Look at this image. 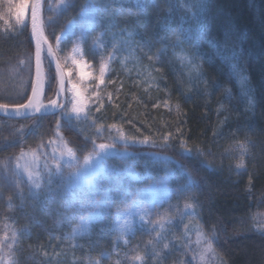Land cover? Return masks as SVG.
Returning <instances> with one entry per match:
<instances>
[{
    "label": "trees",
    "instance_id": "trees-1",
    "mask_svg": "<svg viewBox=\"0 0 264 264\" xmlns=\"http://www.w3.org/2000/svg\"><path fill=\"white\" fill-rule=\"evenodd\" d=\"M143 2L146 18L140 21L142 30L147 29L154 40L158 36L160 43L164 40L169 47L157 58L156 52L161 47L135 51L137 65L125 66L120 71L122 81L113 88L117 95L109 104L111 117L169 136L168 144L162 147L134 149L157 150L180 164L171 179L175 193L187 176L194 180L195 186L189 187L187 194L200 209L199 231L212 240L213 258L221 264H264V228L258 227L264 220V0H204L207 7L202 13H195L194 18L187 16L188 21L184 18L181 22L176 0ZM66 3L69 6L61 11L56 8L57 0L42 1L43 35L52 46L55 37L81 11L85 0ZM189 31L192 38L185 40ZM91 42L92 37L86 45V57L98 65L108 51L91 55ZM1 50L0 103L20 104L29 96L34 74L30 26L15 39L13 48ZM233 54L243 70L246 85L232 72L227 57ZM42 68L43 101L49 102L55 98L57 73L45 54ZM117 71L118 64L114 65L110 78ZM15 77L23 81L22 89L16 87L21 97H4V84L10 91ZM64 114L63 108L21 119L0 115V235L9 221L24 231L17 247L16 264H41L40 254L52 245L56 233L63 248L73 255L84 248H96L97 253L109 250L115 239L111 222L119 203L109 199L103 222L80 246L62 241L61 237L80 219L77 208L86 205L85 197L78 201L60 198L52 186L62 175L78 167L93 146L92 140L71 120L61 119ZM22 125L23 135L19 131ZM231 138L249 142L246 165L240 173L232 170L225 153H221V145ZM62 141L73 148L77 161L72 167H63L62 175H53L49 185L45 165L55 173L53 156L59 155ZM183 143L206 154L218 153L215 161L218 167L208 168L197 152L185 154ZM22 152L25 155L19 160L22 167L18 187L13 171ZM5 163L9 169L7 179H4ZM25 164L42 176L44 187L38 197L30 193L28 177L23 172ZM49 187L51 197L47 194ZM97 188L92 194H98ZM69 204L75 206L69 208ZM148 235L146 230L137 231L123 250L104 259V264H128ZM189 244L185 241L182 245V263L205 264L198 248Z\"/></svg>",
    "mask_w": 264,
    "mask_h": 264
},
{
    "label": "rangeland",
    "instance_id": "rangeland-1",
    "mask_svg": "<svg viewBox=\"0 0 264 264\" xmlns=\"http://www.w3.org/2000/svg\"><path fill=\"white\" fill-rule=\"evenodd\" d=\"M143 1L85 0L81 11L69 21L74 26L69 30V22L65 25L57 35L60 36L59 43L56 40L57 36L55 37L53 48L66 79L65 113L73 117L72 123L92 142L95 140V144H114V147L106 150L103 159L97 160L93 157L88 165H85L84 157L93 152V144L92 149L82 158L78 167L62 175L58 182L52 186L57 197L67 200L78 201L85 197L86 205L93 201L103 200L101 215L91 222L87 230L74 238L69 237V233L81 224L79 219L61 237L62 241L80 246L81 241L90 237L93 229L103 222L108 200L115 199L119 204L111 222L115 239L109 250L97 253L96 248H84L77 255H73L63 248V245L60 244L59 233H56V237L52 239V245L45 248L40 254L41 264H89V261L94 262L95 260L104 264V259H109L121 252L139 230H146L149 233L145 244L135 253V255L137 253L145 254L144 264H183L181 250L185 241L190 243L189 246H196L199 253L202 250L203 241H201V245L197 244L200 209L187 194V189L195 186L194 180L187 176L186 181L179 186L175 193L171 186V179L174 173L180 169V164L157 150L134 149L162 147L168 144L169 136L162 135L159 130L140 129V126L129 123L123 118L115 120L114 117H111L109 104L117 95L113 88L122 81L123 72L120 71L125 66L130 64L134 68L137 65L135 51L143 47H161L156 52L155 57L157 58L164 53L165 47H169L166 42H163L164 40L160 43L161 39L158 36L154 40L147 29L142 30L144 27L140 25V21L146 18ZM17 2L19 0H0V51L2 48H13L15 39L19 38L28 25L30 26V8L26 9L23 24L16 23L14 7L9 12V5H14ZM93 2L97 4L96 10L86 7ZM196 2L197 0H176V10L179 12L180 22L184 18L188 21L187 16L191 15L194 18L197 13H202L203 9L192 7ZM98 36L100 37L99 46L94 43ZM90 37H92L89 49L91 55L95 56L108 51V54L98 65L86 57V52H88L86 45L89 43ZM113 44L117 45L115 50L112 47ZM145 51L147 52L148 49ZM110 52L114 54L109 60ZM102 62L106 63L107 67L101 78ZM116 64L119 65V71L115 77L110 78V73ZM14 72L18 73L17 70ZM29 74L31 76V71ZM22 82L20 78H16L10 91L4 84L3 96L21 97L20 92L16 91V87L21 88ZM74 103L84 109L79 120L71 112ZM41 104L49 105V102ZM121 133L126 139L121 138ZM146 137L147 141L145 142ZM237 141L240 140L231 138L226 144L221 145L223 146L221 153H225V159L230 162L229 165H232V170L240 173L245 168L247 154L244 159V167L238 168L236 165L240 154L234 148H230ZM181 148L187 155L199 153L208 168L214 170L218 167L215 162L218 153L206 154L207 152L192 148L185 143L181 145ZM225 149H229V151H225ZM221 164L220 162L218 165ZM85 167L88 170L82 173L75 186L69 188L70 173L75 172L77 168ZM96 187H98L97 195L92 194ZM106 196L108 198L104 199ZM135 197L139 198L140 211L129 217L120 216L117 221L118 210L127 208ZM186 202L195 206L194 213L191 210H185ZM144 209H147V214L144 213ZM84 215H87V212ZM161 218H164L163 227L155 223ZM125 219L131 221L132 229L122 235L117 224H123ZM13 232L17 233L15 242L12 240ZM23 232L14 222L5 223L0 235V240L3 241V244L0 245V264H4V261L9 257L16 262L17 247ZM158 232L161 234L160 237H157ZM150 241L152 243H149ZM165 243L169 244L168 249H164ZM8 244H12L13 247L9 249ZM153 248L156 251H161L162 255L153 258ZM212 256V253H208L204 263L221 264ZM128 264H140V262L131 259Z\"/></svg>",
    "mask_w": 264,
    "mask_h": 264
},
{
    "label": "snow or ice",
    "instance_id": "snow-or-ice-1",
    "mask_svg": "<svg viewBox=\"0 0 264 264\" xmlns=\"http://www.w3.org/2000/svg\"><path fill=\"white\" fill-rule=\"evenodd\" d=\"M69 5L66 3V0H57V4H56V8L58 10H66L67 7ZM15 8L16 10V14H15V20L17 24H23L24 20H25V14H26V9L30 8L31 9V27H32V36L34 39H36V78L32 81V96H30L28 98V102L25 104H19V105H15L13 106V111L17 114V115H21L22 114V110H26L23 112L24 115H30L31 114V109H33V107H35V111L36 112H41L43 111H47L49 105L52 108H55L57 106V101L56 100H51L49 101V105H43V104H35L34 105V101L38 100L39 95L43 94V89H44V84H43V74H42V70H41V41L43 40V42H47L46 37L43 36V22L40 18V0H19V2L15 3L14 5H9V12L12 11V8ZM86 7L92 8L93 10H96L97 8V4L96 3H90L88 5H86ZM192 7H195L197 9H204L207 7V5L205 3H203V0H197L196 4L192 5ZM74 25L72 24V22H69V30L73 27ZM192 38V33L189 31L186 36H185V40H190ZM57 42L59 43L60 41V36L56 37ZM99 41H100V37L98 36L96 38V41H94V43L97 44V46H99ZM113 49L115 50L117 45L113 44L112 45ZM49 53L51 54V47H49ZM114 53H109L108 55V59L110 60L112 58ZM149 59H151V57H149ZM184 58L181 57V60H183ZM227 59L231 62V68H232V72L233 74L237 75L239 77V81L242 85H246V79L243 76L242 72L243 70L240 68L239 65V61L237 59V57L235 56V54H233L231 57H227ZM24 61L21 60L20 64H23ZM189 63H191V61L189 60ZM57 67L59 68V64H57ZM107 64L103 63L101 64L100 67V76L101 78L104 75V72L106 70ZM102 82V80H101ZM229 90H226V93ZM245 95L247 96V92L245 91ZM62 106V105H61ZM63 107V106H62ZM0 109H4L5 113H7L8 109H9V105L6 104H0ZM84 111V109L80 106H77L75 103L73 105V108L71 109V112L75 114V118L77 120H79L81 113ZM73 117L68 115V113H65L61 119H67V120H71ZM25 126H21V128L19 129L21 135H23V129ZM111 127V126H110ZM59 128H60V120H57V135H59ZM121 138L126 139V137L123 136V133H121ZM167 140V137L165 138ZM147 141V137L145 138V142ZM52 143V142H50ZM63 143V148L60 150L59 155L53 156V159L55 160V173L52 172V170L50 168L47 167V165H45L46 171L48 173L49 176V180H48V184H51V177L53 175H62V168L67 166V167H72L74 162L77 161V157L76 154L73 150V148L68 146V142L67 141H62ZM93 144H94V149L92 153H89L88 155H86L84 157V164L88 165V162L90 160L93 159V157H95L97 160L103 159L104 156L106 155V150L109 148L114 147V144H95V140H93ZM230 148H234L236 151L239 152V160L237 162V167L241 168L244 167V159H245V155L249 152V142L248 141H237L235 143L234 146H230ZM225 151H229V149H225ZM25 154L22 152L20 157H17V163L15 165V170L13 171V176L16 177V182H17V186L19 187V177H20V169H21V164L19 163V160L24 156ZM33 158L35 159V153H33ZM88 169L85 168H77V170L73 173H70L69 177H68V187L71 188L73 186H75L76 181L79 180V177L82 175L83 172H86ZM9 169H8V165L7 163L4 164V179H7V173H8ZM23 172L24 174L27 175L28 177V181H29V190L30 193L34 196V197H38L40 195L41 190L43 189L44 185L42 184V176L39 172L33 173V171L31 170L30 166L28 164H25L23 166ZM35 177V178H34ZM22 189H21V194H22ZM48 196L51 197L53 195L52 193V189L49 187L48 188ZM108 197L106 196L104 199H107ZM11 199V198H9ZM94 205V207H93ZM74 204H69L68 207L72 208L74 207ZM103 207V200L101 201H93L90 204H88L87 206L84 204H81L79 206V208H77V212L80 213V220H81V224L78 225L76 228L73 229V231L71 233H69V237L70 238H74L76 235L82 233L83 231H86L88 226L91 224V222L96 219L97 217H99L101 215V208ZM185 210H191L192 213L195 212V206L192 203H188L186 202L184 205ZM135 209V211H134ZM87 211V215H84L83 213ZM140 211L139 208V198L135 197L133 198L131 204L123 209V210H118V215H117V221H119L120 216H124V217H129L132 215L137 214V212ZM144 213L147 214V209H144ZM63 219H67V217L63 218ZM141 219H143V216H141ZM254 220L258 219L257 217H253ZM163 220L164 218H161L160 220L156 221L155 223L159 224L160 227H163ZM63 222V221H61ZM117 227L119 228L121 234L123 235L124 233L130 232L132 229V223L130 220L125 219L123 224H117ZM187 227V226H186ZM258 227L260 228H264V220H261ZM161 234L158 232L157 233V237H160ZM5 239H7V237H5ZM17 239V233L13 232L12 233V240L13 242H15V240ZM201 241H203L202 244V250L200 251L199 255H200V259L202 261L205 260L206 255L208 253H214V249H213V243L212 240L210 238H208L207 236H205L203 233L201 232H197V244L201 245ZM149 243H152L151 241ZM3 244V241L0 240V245ZM7 247L9 249H11L13 247L12 244H8ZM169 248V244L165 243L164 244V249H168ZM162 255L161 251H156L155 248H153V258L156 257H160ZM133 261H138L140 262V264H144L145 261V254H140L137 253L135 256H133L131 258ZM4 264H16L15 261H13L11 259V257H9L8 259H6L4 261ZM89 264H100L99 260H95L93 261H89ZM117 264H119V262H117Z\"/></svg>",
    "mask_w": 264,
    "mask_h": 264
},
{
    "label": "water",
    "instance_id": "water-1",
    "mask_svg": "<svg viewBox=\"0 0 264 264\" xmlns=\"http://www.w3.org/2000/svg\"><path fill=\"white\" fill-rule=\"evenodd\" d=\"M42 1L40 0V4L42 5ZM41 9V7H40ZM40 12V10H39ZM30 29H31V38H32V42L34 45V60H33V68H34V74H33V80L36 78V39L33 38L32 36V27H31V10H30ZM44 36V35H43ZM49 47H51V54L49 53ZM47 55L48 58L50 59L51 63L53 64L56 73H57V89H56V94H55V98L54 100L57 101V106L55 108H52L50 105L48 107L47 111H41V112H36L35 111V107H33V109H31V114L30 115H24L23 112L26 110H22V114L21 115H17L14 111H13V106L15 105H19V104H6L9 105V109L7 111V113H5L4 109H0V115L6 118H11V119H21V118H26V117H32V116H36V115H40V114H51V113H55L57 111H60L64 108L65 103H66V98H65V87H66V79H65V75H64V71L58 61V58L55 54L54 48L53 46L50 44V42L47 40V42H43V40L41 41V70H42V74H43V68H42V59H43V55ZM57 64H59V68L57 67ZM43 84H44V80H43ZM44 90V89H43ZM32 96V86H31V90L29 93L28 98ZM28 98L20 103V104H25L28 102ZM43 102V94L39 95L38 100L34 101V105L35 104H41ZM3 104V103H0ZM63 107H62V106Z\"/></svg>",
    "mask_w": 264,
    "mask_h": 264
}]
</instances>
